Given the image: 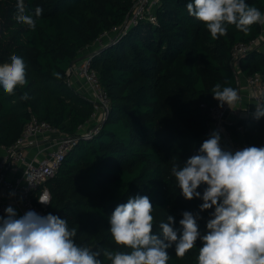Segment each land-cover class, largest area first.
<instances>
[{
  "label": "trees",
  "instance_id": "16d2710c",
  "mask_svg": "<svg viewBox=\"0 0 264 264\" xmlns=\"http://www.w3.org/2000/svg\"><path fill=\"white\" fill-rule=\"evenodd\" d=\"M135 1L24 0L29 13L43 8L31 30L16 21L17 0H0V64L10 63L16 54L27 70V84L14 96L0 87V158L1 149L19 138L31 116L68 136L89 120L93 113L89 96L68 84L66 73L73 60L102 40L91 53V66L110 99L108 116L97 134L80 140L67 153L45 183L50 193L46 213L64 218L70 229L77 230L75 242L92 250L129 251L114 243L109 217L117 205L136 195L150 198L153 234L160 235L159 224L167 222L168 215L179 228L184 211L199 212V229L206 233L214 209L200 212L202 199L186 200L172 169L198 154L209 138L210 110L219 104L213 87L219 83L238 91L231 57L234 45L259 39L263 27L255 24L245 35L229 25L226 36L213 40L205 25L189 15L190 0H156L150 5L154 23L144 18L123 34L113 33ZM246 2L264 12V0ZM105 39L109 41L103 43ZM236 68L244 76L258 73L264 82V48L247 53ZM25 92L29 99L21 100ZM226 128L232 140L264 147V117L239 118ZM206 187L197 191L202 194ZM201 246L198 240L184 257H177L173 245L167 249L168 264H197Z\"/></svg>",
  "mask_w": 264,
  "mask_h": 264
},
{
  "label": "clouds",
  "instance_id": "9594fccd",
  "mask_svg": "<svg viewBox=\"0 0 264 264\" xmlns=\"http://www.w3.org/2000/svg\"><path fill=\"white\" fill-rule=\"evenodd\" d=\"M16 21L36 28L43 13L37 6L26 11L24 0H17ZM190 16L202 22L213 40L226 36L228 26L250 33L251 26L264 25V13L246 0H190L186 5ZM59 79L60 74L53 72ZM26 64L12 54L10 63L0 64V87L8 95L27 84ZM219 106L233 109L240 101L238 91L217 83L212 89ZM21 100H28L25 92ZM254 118L264 117V105H256ZM182 196L186 200L202 199L200 212L214 209L201 234L200 213L184 211L179 228L175 218L161 222L160 235L153 234V205L147 195L129 197L117 205L109 217L114 243L129 251L92 250L78 245L76 228L51 213L41 216L28 210L17 216L8 206L0 216V264H168L167 249L175 246L177 257H184L199 240L197 264H264V147L248 146L232 151L221 146L219 131H213L201 144L198 154L188 158L182 167H173ZM207 185L203 193L197 191ZM14 195V193H10ZM39 202L49 204L47 193ZM162 237V238H161ZM103 257L104 259H101Z\"/></svg>",
  "mask_w": 264,
  "mask_h": 264
},
{
  "label": "built area",
  "instance_id": "2783aa9c",
  "mask_svg": "<svg viewBox=\"0 0 264 264\" xmlns=\"http://www.w3.org/2000/svg\"><path fill=\"white\" fill-rule=\"evenodd\" d=\"M155 1L156 0H136L124 23L120 27H114L112 32H117L119 35L123 34L131 24H136L137 20L144 18L154 23L155 19L150 14V5ZM110 41L111 44L115 42L114 39ZM258 44L259 40L255 39L248 43H236L234 45L231 53L232 66L234 69L237 67L239 60L247 53L257 48ZM101 45L102 40L99 38L91 46L92 48H99ZM66 76L68 84L71 83V77H76L88 89L89 100L93 105V113L89 120L78 128L75 135L68 136L61 133L50 123L31 116L24 126L19 138L11 146L1 149L0 186L18 191L21 198V207L25 211L33 210L41 216L47 215L46 209L49 204H42L39 202V199L45 193L50 197L45 183L58 172L67 153L76 146L80 140H89L97 134L101 122L110 106V99L100 86L98 75L92 69L91 54L74 65L71 72L67 71ZM235 79L239 86L240 77L236 72ZM246 83L248 86L247 98L251 100L252 103V107L247 110L246 113L243 112L242 114L237 104L233 106V109L229 108L227 104L223 107L217 104L210 110L212 117L211 133L212 131H219L221 141L225 142L226 149H230L233 152L250 145L238 140H232L226 125L235 123L239 118L254 120L253 113L256 110L255 106L258 104L261 105L264 95V82L260 74L255 73L247 76ZM240 129L239 127L238 130ZM41 141L46 142L47 145L40 150L37 155L31 157L28 154L29 148ZM15 166L21 168L20 175L13 179L11 178L12 180H7L5 177L6 173ZM7 207V203L0 200V216H5L6 213L4 210Z\"/></svg>",
  "mask_w": 264,
  "mask_h": 264
},
{
  "label": "crops",
  "instance_id": "0c3cea01",
  "mask_svg": "<svg viewBox=\"0 0 264 264\" xmlns=\"http://www.w3.org/2000/svg\"><path fill=\"white\" fill-rule=\"evenodd\" d=\"M110 38H112V37H110ZM261 38L264 39V25L262 27V32H261V35H260L258 40L261 41L260 40ZM107 40L108 39H105L103 41V43H106V42L109 41V40L108 41ZM95 49L96 48H94V47L92 48L91 47L90 49L85 50L84 53L81 56L87 57ZM235 72L238 73L239 77H240V84L238 86V94L240 96V101L237 103V105H238L237 107L243 114V112L246 113L247 110H249L252 107L251 100H249L247 98V95H248V86H247V83H246V77L247 76H244L239 68H235ZM71 85L80 94H85V95L89 96L88 89L76 77H71ZM101 118H102V115H101ZM46 145H47L46 142H42L41 141L38 144H36L35 146L29 148L28 154L31 157L32 156L34 157ZM20 173H21V168L19 166H15L14 168H12V170H10V171H8L6 173L5 177H6L7 180H12L13 178L19 176ZM10 193H14V195H10ZM0 200L3 201V202H6L8 206H12L15 209L18 217L24 215V213L26 212L21 207V198H20V194H19L18 191H14L13 189H6V188H3V187L0 186Z\"/></svg>",
  "mask_w": 264,
  "mask_h": 264
},
{
  "label": "water",
  "instance_id": "95a60500",
  "mask_svg": "<svg viewBox=\"0 0 264 264\" xmlns=\"http://www.w3.org/2000/svg\"><path fill=\"white\" fill-rule=\"evenodd\" d=\"M105 48H106V47H105ZM105 48L100 49V51L103 50V49H105ZM84 58H85L84 56H79L78 58H76L75 60H73V61L70 63V65H69L68 71L71 72L72 69H73V67H74V65H76L79 61H81V60L84 59ZM107 116H108V112L105 114V117L103 118L101 124L104 123V121H105V119L107 118Z\"/></svg>",
  "mask_w": 264,
  "mask_h": 264
},
{
  "label": "rangeland",
  "instance_id": "374dc122",
  "mask_svg": "<svg viewBox=\"0 0 264 264\" xmlns=\"http://www.w3.org/2000/svg\"><path fill=\"white\" fill-rule=\"evenodd\" d=\"M263 38H261L260 40L261 41H259V44H258V47L261 49H263L264 48V39L262 40ZM261 42V43H260ZM239 64V63H238ZM70 85H71V83H70ZM213 132V131H212ZM211 134V133H210ZM210 136V135H209ZM221 146L222 147H224V148H226V146H225V142H223V141H221Z\"/></svg>",
  "mask_w": 264,
  "mask_h": 264
}]
</instances>
